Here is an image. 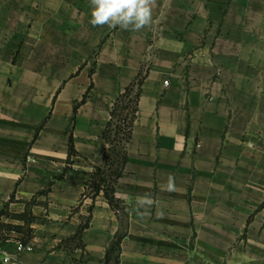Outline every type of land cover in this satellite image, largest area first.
<instances>
[{
  "label": "crops",
  "instance_id": "crops-1",
  "mask_svg": "<svg viewBox=\"0 0 264 264\" xmlns=\"http://www.w3.org/2000/svg\"><path fill=\"white\" fill-rule=\"evenodd\" d=\"M90 20V0H0V213L49 188L33 249L7 240L0 264H102L120 221L84 192L144 65L121 264H264V0H155L139 31Z\"/></svg>",
  "mask_w": 264,
  "mask_h": 264
},
{
  "label": "trees",
  "instance_id": "trees-1",
  "mask_svg": "<svg viewBox=\"0 0 264 264\" xmlns=\"http://www.w3.org/2000/svg\"><path fill=\"white\" fill-rule=\"evenodd\" d=\"M147 73L148 68L144 65L136 78L116 98L110 113V120L103 132V138L108 144L104 160L101 164L94 165L93 174L87 182L84 192L85 197L90 196L93 199L102 194L120 221V227L106 249L102 264H121V245L128 234L129 213L125 202L116 195V186L128 162L127 145L132 139L134 124L138 116L142 85ZM81 102L75 104V113ZM74 120L75 114L72 120L73 124L69 140V163H71V157L77 154L72 134ZM48 192L49 188L44 189L28 200H17L16 192L12 194L0 213V244L7 240H15L26 246L32 242L35 233L33 224L38 218L33 213V207L43 203L38 198ZM15 202H24L25 209L20 212L11 210V204ZM90 210L92 211L91 208ZM4 218L10 221H5ZM90 218L91 215L81 223L73 236L63 242L65 248L84 247L83 234L89 226Z\"/></svg>",
  "mask_w": 264,
  "mask_h": 264
},
{
  "label": "clouds",
  "instance_id": "clouds-1",
  "mask_svg": "<svg viewBox=\"0 0 264 264\" xmlns=\"http://www.w3.org/2000/svg\"><path fill=\"white\" fill-rule=\"evenodd\" d=\"M90 4L94 27L139 31L152 23L155 0H90Z\"/></svg>",
  "mask_w": 264,
  "mask_h": 264
},
{
  "label": "built area",
  "instance_id": "built-area-1",
  "mask_svg": "<svg viewBox=\"0 0 264 264\" xmlns=\"http://www.w3.org/2000/svg\"><path fill=\"white\" fill-rule=\"evenodd\" d=\"M165 84H168V81H165ZM19 248L21 250H32L33 249V245H32V243H30V244L24 246L23 244L19 243ZM207 264H214V263H207Z\"/></svg>",
  "mask_w": 264,
  "mask_h": 264
}]
</instances>
